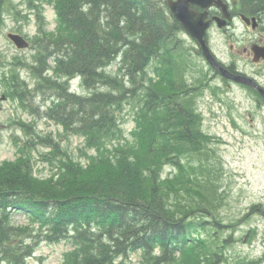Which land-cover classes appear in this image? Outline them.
Here are the masks:
<instances>
[{"label": "trees", "instance_id": "1", "mask_svg": "<svg viewBox=\"0 0 264 264\" xmlns=\"http://www.w3.org/2000/svg\"><path fill=\"white\" fill-rule=\"evenodd\" d=\"M239 1L264 29V0ZM56 8L68 49L43 79L58 96L48 114L86 135L98 153L84 165L68 159L53 178L34 175L26 159L3 163L0 251L12 264H27L31 229L12 224L23 212L48 229V238L74 239L68 264H126L135 251L150 264H229L223 248L235 227L215 210L206 166L210 136L191 96L202 86L187 81L190 58L179 51L184 28L168 0H56ZM73 76L82 78L87 94L70 92L60 80ZM11 83L23 81L12 75ZM126 101L138 106L132 138L107 155L99 140ZM167 164L176 167L174 175L163 174ZM181 195L195 199L181 202ZM224 228H232L225 237Z\"/></svg>", "mask_w": 264, "mask_h": 264}, {"label": "rangeland", "instance_id": "2", "mask_svg": "<svg viewBox=\"0 0 264 264\" xmlns=\"http://www.w3.org/2000/svg\"><path fill=\"white\" fill-rule=\"evenodd\" d=\"M58 16L56 0H5L0 10V166L26 159L32 172L41 178L58 177L63 162L70 158L84 165L98 153L86 135L67 128L48 114L58 96L45 87L43 79L53 75V60L63 53L59 49L68 47L63 42L65 30ZM232 29L234 36L213 27L209 40L215 53L223 60L237 56L240 67L259 71L264 76V66L246 64L247 54L243 51L244 45H251L260 30L249 28L241 20ZM9 32L25 35L30 42L28 48H17L8 37ZM181 36L192 54L193 65L186 71L188 79L202 82L203 86L193 98L201 115L202 129L210 136L206 166L216 186L215 210L224 223L235 227L230 244L223 248L225 256L229 264H264V109L256 108L250 91L228 88L222 77L210 75L208 62L195 51L194 40L185 32ZM235 41L239 44L232 51L230 44ZM155 63L150 64V72ZM12 75L19 76L22 86H12ZM71 80L68 87L73 91L88 93L82 80ZM121 106L116 111L114 128L99 140L107 155L114 148L118 153L116 149L132 138L138 106L130 101ZM176 171L175 166L167 164L163 174L174 175ZM179 199L187 202L195 198L181 195ZM258 204L263 210L253 208ZM28 220L23 213L12 219L13 225L29 227L32 232L26 241L29 243L26 263H70L71 255L77 250L74 239L45 238L42 233L48 229L42 230L36 222L37 230ZM223 230V237L232 232V228ZM201 234L207 236L205 232ZM12 260L13 257L0 251V264H12ZM118 260L122 261L123 257ZM124 261L150 264L141 251L133 252Z\"/></svg>", "mask_w": 264, "mask_h": 264}, {"label": "water", "instance_id": "3", "mask_svg": "<svg viewBox=\"0 0 264 264\" xmlns=\"http://www.w3.org/2000/svg\"><path fill=\"white\" fill-rule=\"evenodd\" d=\"M191 3L201 5L206 8L205 11L197 12L190 7ZM217 5L224 9L225 16L230 19V14L227 10V6L223 0H170L169 5L171 11L175 18L181 21L185 29L198 41L199 45L202 47L203 52L207 59L211 62L213 66H217L221 69L222 73L226 76L235 77L238 80L248 82L250 84L256 85L255 82L249 78H242L239 76H234L227 69H225L216 59L211 49L209 48L205 35L208 27L210 26L211 20H207L208 11L207 9L211 5ZM249 21L248 18L245 17ZM220 26H224L227 23V19L218 18ZM256 26V18H254ZM9 37L17 44L18 47L24 48L28 46V41L18 33H9ZM255 58H264V46H254ZM264 93V89L260 88Z\"/></svg>", "mask_w": 264, "mask_h": 264}, {"label": "flooded vegetation", "instance_id": "4", "mask_svg": "<svg viewBox=\"0 0 264 264\" xmlns=\"http://www.w3.org/2000/svg\"><path fill=\"white\" fill-rule=\"evenodd\" d=\"M227 2L229 3L230 9H231L230 11H231V14L233 16V20L230 22V24H229L230 26L228 28L223 29V32H225V33H230L231 32L230 33L231 36H234V32H233L232 28L236 25V20L239 19L240 17L242 18L243 10L241 8H239L238 3H237L236 0H227ZM192 7L195 8L196 10H199V11L203 9L202 7H200L198 5H195V4H192ZM222 15H223L222 10L218 9L217 7H212V8L209 9V18L213 19L211 27L216 25L215 17L216 16H222ZM263 36H264V34L261 31H259V32H257V35L252 40L251 45H249V44H245L244 45L243 51H244V53L247 54L246 57L244 56L245 59H246V62H245L246 64L253 61V59H252L253 58V52H252L251 47L254 44H261V45L264 44ZM236 44H239V42L238 41H235L234 43L232 42L231 48L233 50H235ZM237 58H238L237 56H233L231 58V60L222 61L223 65L225 67H227L230 71L234 72L235 74H244V75L251 76L252 78L257 80V82L259 84L264 86V76H263V74L261 72H259V71H246L245 69H243L242 67H240L238 65ZM252 63L254 65H256V66H264V60H260L259 62H252ZM217 72H218V75H220L218 70L214 71V74L217 75ZM225 81H226V85L229 88H231V87H234L235 89L236 88H241V89H244L245 91H250L251 95H255L259 91L255 87L252 88V89H249L247 87V85H245L244 83L235 81V80L230 79V78L226 79ZM254 102H255V106H256V108L258 110H263L264 109V98L262 99V98H259V97H257V98L254 97Z\"/></svg>", "mask_w": 264, "mask_h": 264}, {"label": "bare ground", "instance_id": "5", "mask_svg": "<svg viewBox=\"0 0 264 264\" xmlns=\"http://www.w3.org/2000/svg\"><path fill=\"white\" fill-rule=\"evenodd\" d=\"M115 71V70H114Z\"/></svg>", "mask_w": 264, "mask_h": 264}]
</instances>
